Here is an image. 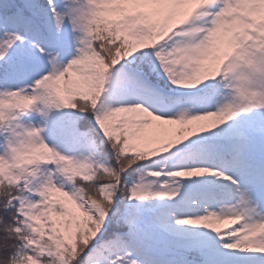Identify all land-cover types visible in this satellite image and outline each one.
Wrapping results in <instances>:
<instances>
[{"label": "snow or ice", "instance_id": "snow-or-ice-1", "mask_svg": "<svg viewBox=\"0 0 264 264\" xmlns=\"http://www.w3.org/2000/svg\"><path fill=\"white\" fill-rule=\"evenodd\" d=\"M0 264H264V0H2Z\"/></svg>", "mask_w": 264, "mask_h": 264}, {"label": "trees", "instance_id": "trees-1", "mask_svg": "<svg viewBox=\"0 0 264 264\" xmlns=\"http://www.w3.org/2000/svg\"><path fill=\"white\" fill-rule=\"evenodd\" d=\"M0 2H2V0H0Z\"/></svg>", "mask_w": 264, "mask_h": 264}]
</instances>
